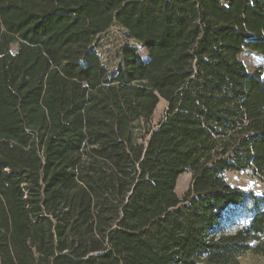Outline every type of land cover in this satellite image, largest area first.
Here are the masks:
<instances>
[{
	"label": "trees",
	"instance_id": "1",
	"mask_svg": "<svg viewBox=\"0 0 264 264\" xmlns=\"http://www.w3.org/2000/svg\"><path fill=\"white\" fill-rule=\"evenodd\" d=\"M0 26V264L264 254V0H0Z\"/></svg>",
	"mask_w": 264,
	"mask_h": 264
},
{
	"label": "rangeland",
	"instance_id": "2",
	"mask_svg": "<svg viewBox=\"0 0 264 264\" xmlns=\"http://www.w3.org/2000/svg\"><path fill=\"white\" fill-rule=\"evenodd\" d=\"M1 29V26H0ZM139 52L145 56V51L141 50L136 46ZM240 59L245 64L249 72L253 71L256 67L264 69V58L250 52H243L240 54ZM166 109V103L164 100H160L157 104L152 118L151 124L155 125L164 115ZM226 180L233 186H237L245 193L254 192L256 194L260 193L262 190V183L259 181L258 177L253 175L250 171H240L225 172ZM191 173L185 171L179 175L175 185V192L178 197H182L190 184ZM251 202L247 199L244 204L240 206H230L224 213L222 222L219 225V230L232 232L238 229L243 224L247 223L250 216ZM240 264H264V254L247 252L241 257H239Z\"/></svg>",
	"mask_w": 264,
	"mask_h": 264
}]
</instances>
